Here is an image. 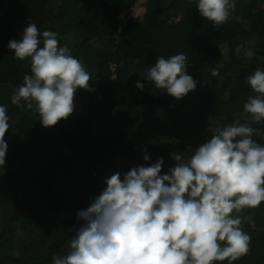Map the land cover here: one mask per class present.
<instances>
[{
	"label": "trees",
	"instance_id": "1",
	"mask_svg": "<svg viewBox=\"0 0 264 264\" xmlns=\"http://www.w3.org/2000/svg\"><path fill=\"white\" fill-rule=\"evenodd\" d=\"M134 3L0 0V105L10 125L0 169V264H52L53 256L68 253L83 226L77 212L90 206L111 175L123 179L161 157L166 174L177 163L174 152L187 159L211 138L212 128L249 120L243 105L254 94L246 81L264 69V0H235L228 22L215 27L199 15L194 0H147L140 21L131 16ZM29 23L57 33L60 47L73 37L70 52L90 74L92 90L77 89L73 113L49 128L35 106L11 103L24 76L31 75V63L16 59L7 45ZM180 53L197 87L175 100L142 77L158 57ZM138 81L143 91L135 87ZM124 89L142 108L140 120L122 109ZM251 126L259 131L253 140L264 146V122ZM240 215L254 224L242 222L250 251L233 264H264V202Z\"/></svg>",
	"mask_w": 264,
	"mask_h": 264
},
{
	"label": "clouds",
	"instance_id": "2",
	"mask_svg": "<svg viewBox=\"0 0 264 264\" xmlns=\"http://www.w3.org/2000/svg\"><path fill=\"white\" fill-rule=\"evenodd\" d=\"M194 2L214 27L227 23L235 9V0ZM146 3L135 0L129 9L133 19L142 20ZM7 47L16 59L31 63V75L24 76L11 103L29 110L35 106L43 127L73 113L77 89L92 90L90 74L67 46H58L57 33L29 23ZM188 66L183 53L158 57L142 78L180 100L197 87ZM210 74L219 73L213 69ZM246 83L254 94L243 105L247 122L212 128L211 138L187 159L174 152L171 159L177 163L166 174L161 175V157L131 169L123 179L120 173L111 175L90 206L77 212L83 226L70 240L68 253L53 256L52 264H233L246 256L251 237L241 225L254 222L240 213L264 202V146L253 140L259 131L251 126L264 122V69ZM135 87L143 91L139 81ZM9 127L6 106L0 105V169ZM142 159L147 162L149 156Z\"/></svg>",
	"mask_w": 264,
	"mask_h": 264
},
{
	"label": "rangeland",
	"instance_id": "3",
	"mask_svg": "<svg viewBox=\"0 0 264 264\" xmlns=\"http://www.w3.org/2000/svg\"><path fill=\"white\" fill-rule=\"evenodd\" d=\"M75 44H76V42H75L74 38L71 37V38L69 39V42H68L67 47H68L69 49H71V47H72L73 45H75ZM247 54L250 55L251 52H250V51H247ZM121 92L123 93V95H124V97H125V103H126V106H124L122 109H123V110H126L128 113H130L131 116H135V117H137L138 120H140V118H141L142 108H141L140 106L134 105V104H132V103L130 102L131 98H130V95H128V94H129V93H128V92H129L128 89H124V90H122ZM164 95H165L167 98H170V96H168L165 92H164ZM159 114L162 115V117H163L164 119L167 117V114H165V113L162 112V111H160ZM134 128H135V127L133 126L131 131H133ZM131 131H130V132H131Z\"/></svg>",
	"mask_w": 264,
	"mask_h": 264
}]
</instances>
